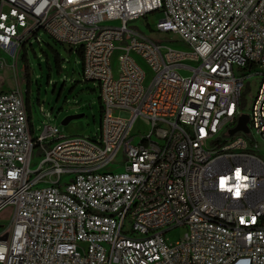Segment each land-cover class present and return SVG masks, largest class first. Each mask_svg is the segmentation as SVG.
<instances>
[{"label": "built area", "instance_id": "1", "mask_svg": "<svg viewBox=\"0 0 264 264\" xmlns=\"http://www.w3.org/2000/svg\"><path fill=\"white\" fill-rule=\"evenodd\" d=\"M153 14L186 50L131 28ZM41 30L82 53L101 131L35 138L28 93L0 92V264H264V0H0V70Z\"/></svg>", "mask_w": 264, "mask_h": 264}, {"label": "rangeland", "instance_id": "2", "mask_svg": "<svg viewBox=\"0 0 264 264\" xmlns=\"http://www.w3.org/2000/svg\"><path fill=\"white\" fill-rule=\"evenodd\" d=\"M163 19L162 14H153L147 18L130 23L131 28L140 31L145 37L169 45L175 49L186 50L179 37L173 33H158L156 25ZM116 24V23H114ZM113 24V25H114ZM4 57V56H3ZM139 64L147 74V83L153 74L149 66L139 57ZM118 67V55L114 56V68ZM83 61L76 50L57 43L43 30L33 37L27 52L17 62L8 60L4 70H0V92L19 89L31 98V117L35 138L42 135L47 126L57 127L66 138H97L101 131L103 108L100 101L99 84L86 82L82 76ZM184 76L189 73L182 71ZM245 74H249L245 72ZM244 74V75H245ZM262 78L252 77L244 99L242 112L249 115ZM69 124L63 122L70 117L80 116ZM118 116L127 118L126 113ZM150 127L144 121H137L134 133L148 134ZM140 141L136 139L135 144ZM120 160V158H119ZM120 161L115 166H119ZM124 170L120 166L116 171ZM69 179V177H68ZM11 209L0 214V227L10 223ZM183 229H175L166 234L171 243L179 241L184 235ZM1 236V231H0Z\"/></svg>", "mask_w": 264, "mask_h": 264}, {"label": "water", "instance_id": "3", "mask_svg": "<svg viewBox=\"0 0 264 264\" xmlns=\"http://www.w3.org/2000/svg\"><path fill=\"white\" fill-rule=\"evenodd\" d=\"M83 116H75V117H70L67 118L64 122L63 125L69 124L72 120L74 119H81ZM247 123H248V118L246 116L242 117L239 121L238 127L231 132V135H234L237 132H247Z\"/></svg>", "mask_w": 264, "mask_h": 264}, {"label": "trees", "instance_id": "4", "mask_svg": "<svg viewBox=\"0 0 264 264\" xmlns=\"http://www.w3.org/2000/svg\"><path fill=\"white\" fill-rule=\"evenodd\" d=\"M78 55H79V57L82 59V53L81 52H79V53H77ZM101 101V100H100Z\"/></svg>", "mask_w": 264, "mask_h": 264}]
</instances>
